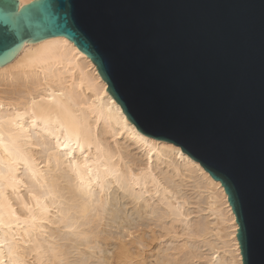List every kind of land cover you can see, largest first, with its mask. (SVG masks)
<instances>
[{
    "label": "bare ground",
    "instance_id": "6f19581e",
    "mask_svg": "<svg viewBox=\"0 0 264 264\" xmlns=\"http://www.w3.org/2000/svg\"><path fill=\"white\" fill-rule=\"evenodd\" d=\"M106 88L64 36L0 66V264H241L221 183Z\"/></svg>",
    "mask_w": 264,
    "mask_h": 264
},
{
    "label": "water",
    "instance_id": "95a60500",
    "mask_svg": "<svg viewBox=\"0 0 264 264\" xmlns=\"http://www.w3.org/2000/svg\"><path fill=\"white\" fill-rule=\"evenodd\" d=\"M64 36L144 136L218 180L241 264H264V0H0V66Z\"/></svg>",
    "mask_w": 264,
    "mask_h": 264
},
{
    "label": "rangeland",
    "instance_id": "374dc122",
    "mask_svg": "<svg viewBox=\"0 0 264 264\" xmlns=\"http://www.w3.org/2000/svg\"><path fill=\"white\" fill-rule=\"evenodd\" d=\"M147 229H145L144 230V242H146L147 243V247L145 248V251H146V253H145V255H146V260L147 261H149L150 259H152V257H150V258H147V256H149L150 254H153V253H155V251H156V249H157V247H158V245L160 244L158 241H152V242H149V240H148V235H147ZM134 235H136V233L134 234ZM128 238L129 237H125V240L127 241L128 240ZM136 246L141 250L142 249V246L141 245H139L137 242H136Z\"/></svg>",
    "mask_w": 264,
    "mask_h": 264
}]
</instances>
